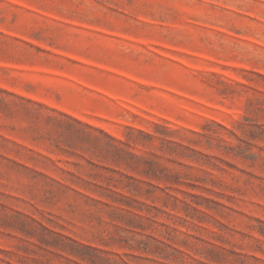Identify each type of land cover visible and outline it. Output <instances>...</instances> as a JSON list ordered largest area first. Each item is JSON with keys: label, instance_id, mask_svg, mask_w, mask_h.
Wrapping results in <instances>:
<instances>
[{"label": "rangeland", "instance_id": "1", "mask_svg": "<svg viewBox=\"0 0 264 264\" xmlns=\"http://www.w3.org/2000/svg\"><path fill=\"white\" fill-rule=\"evenodd\" d=\"M0 264H264V0H0Z\"/></svg>", "mask_w": 264, "mask_h": 264}]
</instances>
